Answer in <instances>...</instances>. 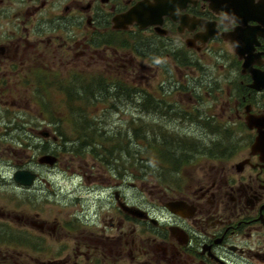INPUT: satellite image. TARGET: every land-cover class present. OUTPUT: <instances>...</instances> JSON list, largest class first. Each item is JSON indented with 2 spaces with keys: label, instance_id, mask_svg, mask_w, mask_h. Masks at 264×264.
Wrapping results in <instances>:
<instances>
[{
  "label": "flooded vegetation",
  "instance_id": "obj_1",
  "mask_svg": "<svg viewBox=\"0 0 264 264\" xmlns=\"http://www.w3.org/2000/svg\"><path fill=\"white\" fill-rule=\"evenodd\" d=\"M0 264H264V0H0Z\"/></svg>",
  "mask_w": 264,
  "mask_h": 264
},
{
  "label": "rangeland",
  "instance_id": "obj_2",
  "mask_svg": "<svg viewBox=\"0 0 264 264\" xmlns=\"http://www.w3.org/2000/svg\"><path fill=\"white\" fill-rule=\"evenodd\" d=\"M70 131H71V134H74L75 133V128H70ZM81 136H84V135H81ZM127 146H129V145L127 144ZM64 186H66V184H64ZM66 188H67V190H63L64 196H65V194L69 193L70 183L67 184V187Z\"/></svg>",
  "mask_w": 264,
  "mask_h": 264
},
{
  "label": "trees",
  "instance_id": "obj_3",
  "mask_svg": "<svg viewBox=\"0 0 264 264\" xmlns=\"http://www.w3.org/2000/svg\"><path fill=\"white\" fill-rule=\"evenodd\" d=\"M75 130L77 131V134L80 135V136L81 135H84V136L87 135V133H86L87 132L86 131L87 129L86 128H83V127L78 128L77 127Z\"/></svg>",
  "mask_w": 264,
  "mask_h": 264
},
{
  "label": "water",
  "instance_id": "obj_4",
  "mask_svg": "<svg viewBox=\"0 0 264 264\" xmlns=\"http://www.w3.org/2000/svg\"><path fill=\"white\" fill-rule=\"evenodd\" d=\"M44 160L49 161L50 160V157L47 156V157L44 158Z\"/></svg>",
  "mask_w": 264,
  "mask_h": 264
},
{
  "label": "bare ground",
  "instance_id": "obj_5",
  "mask_svg": "<svg viewBox=\"0 0 264 264\" xmlns=\"http://www.w3.org/2000/svg\"><path fill=\"white\" fill-rule=\"evenodd\" d=\"M91 130V129H90ZM126 142V141H125Z\"/></svg>",
  "mask_w": 264,
  "mask_h": 264
}]
</instances>
